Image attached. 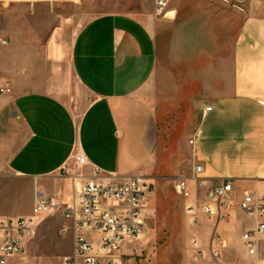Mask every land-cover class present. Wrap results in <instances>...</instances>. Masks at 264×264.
Masks as SVG:
<instances>
[{
	"label": "crops",
	"instance_id": "1",
	"mask_svg": "<svg viewBox=\"0 0 264 264\" xmlns=\"http://www.w3.org/2000/svg\"><path fill=\"white\" fill-rule=\"evenodd\" d=\"M34 6L47 21L30 14L0 20V38L12 45L0 63V88L12 89L0 95V223L32 216L36 190L55 198L65 217L66 205L79 200L73 176L85 177L79 190L96 168L110 181L144 183L146 222L186 230L193 221L176 185L195 165L203 167L200 196L231 180L238 200L264 197V0H171L166 17L156 16L152 0L147 15L91 20L74 0ZM77 152L90 163L79 173L69 168ZM198 214L191 245L198 240L201 262L264 264V236L259 259L243 240L264 217ZM65 221L45 254L35 253L30 231L15 264L73 254L76 233ZM63 246L68 253L58 255Z\"/></svg>",
	"mask_w": 264,
	"mask_h": 264
},
{
	"label": "built area",
	"instance_id": "2",
	"mask_svg": "<svg viewBox=\"0 0 264 264\" xmlns=\"http://www.w3.org/2000/svg\"><path fill=\"white\" fill-rule=\"evenodd\" d=\"M170 2L171 0H154L156 16L166 17ZM7 43L0 38L1 46H6ZM11 93L12 89L9 87L0 88V95ZM211 110V107L207 108V111ZM190 143L193 144V141ZM73 160L75 166L80 168L90 164L81 152H77ZM202 172L203 167L195 165L192 176L178 178L176 185L177 192L187 201V213L195 226H200L199 211L207 218L220 221L230 219L236 210L250 217H264V197L247 193L238 200L231 180L214 184L200 196L196 188ZM84 178L81 174L73 176L79 200L75 197L66 205L65 218L73 223L76 233L75 247L73 254L62 258L61 264H124V245L137 240L145 227V185L135 177L121 182L110 181V177L100 176L96 168L95 175L87 179L78 190V181ZM60 207L61 204L55 198L36 190L32 216L1 222L0 231L4 236L0 246V264H15L24 253L23 239L25 234L31 231L34 219L43 214H51ZM63 231L66 233V229ZM260 236H264V221L243 235L249 256L256 259L260 258ZM214 240L220 241L219 237ZM192 244L195 259L201 262L204 259V251L198 240H193ZM211 258L213 262H217L220 259V251L213 250Z\"/></svg>",
	"mask_w": 264,
	"mask_h": 264
},
{
	"label": "rangeland",
	"instance_id": "3",
	"mask_svg": "<svg viewBox=\"0 0 264 264\" xmlns=\"http://www.w3.org/2000/svg\"><path fill=\"white\" fill-rule=\"evenodd\" d=\"M78 3L83 17L91 20L98 16L107 14H127V15H147L151 13L152 0H74ZM44 0H0V20L5 17L18 19L21 15L30 14L38 24L47 21V17L42 16L41 10L37 9L34 4L42 3ZM25 7V11L19 12V8ZM30 7V11H29ZM40 22V23H39ZM12 45L0 46V63L7 60L5 53ZM62 99L68 104L76 107L75 102L70 96L63 95ZM70 169L78 173L83 168L70 163ZM44 218L41 225L36 229H32L33 235L29 237V242L34 246L35 253L45 254L48 247H52L54 242L62 238L61 229L66 223L63 217V209L55 210ZM189 220V218H188ZM190 229L177 228L173 222L155 221L148 223L143 229L141 237L130 243L131 252L123 257L124 264H206L204 262L197 263L195 261V250L191 242L193 230L196 229L194 224H190ZM69 240V239H67ZM72 240V239H71ZM68 249L64 246L58 251V255L68 253ZM62 257L45 259L43 263L36 261L33 264H61ZM23 263L20 261L19 264Z\"/></svg>",
	"mask_w": 264,
	"mask_h": 264
}]
</instances>
